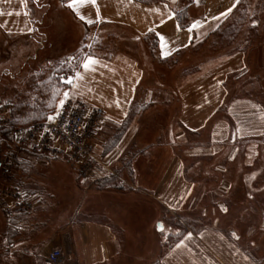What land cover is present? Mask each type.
<instances>
[{
	"label": "crops",
	"instance_id": "1",
	"mask_svg": "<svg viewBox=\"0 0 264 264\" xmlns=\"http://www.w3.org/2000/svg\"><path fill=\"white\" fill-rule=\"evenodd\" d=\"M238 1L194 0L187 10L190 21L185 28L174 14L180 0L154 3L96 0L95 4L87 0L71 7L81 10L86 18L93 16L91 3L95 17L90 18L96 19L93 25L96 29L111 24L132 33L124 51L112 57L111 62L94 59L96 62L86 70L83 67L86 57L73 90L67 92L70 96L77 93L85 97L77 86L84 71L103 78L109 86V96H104L99 105L105 119L97 140L101 163L95 175L102 178L116 171L118 168L114 164L119 162L128 175L131 171L130 179L126 181L131 192L99 190L89 203L86 197L79 214L68 222L69 213L58 219L52 216L47 219L39 213L28 216L15 210L13 214L16 215L10 218V221H16L11 249L14 251L10 253L14 256L13 264H48L46 254L54 249H63L67 253V264H151L150 249L145 256L140 255L141 249L145 248L138 242L125 247V232L119 223L126 210L118 212L115 205L122 201L154 202L171 212L173 209L187 212L189 208L199 206L203 209L195 214L203 217L209 213V219L217 221L215 209L210 211L209 207L218 206L224 221L239 223L249 217L246 222L254 223L257 215L249 214V209L254 207L257 210L258 199L236 202L235 206L243 205L246 209L233 219L226 202L216 203L208 199L205 203L204 200L207 192L225 196L229 191L242 189L236 179L251 170L261 156L259 149L264 152V100L232 101L221 109L225 100L218 82L224 76L217 80L216 61H201L208 56L200 58V51L192 50L204 44L228 19ZM194 23L199 26L193 27ZM154 36L158 43L156 58L150 53L146 41L147 37L153 39ZM259 53L255 48L243 49L241 56V61L255 64V78L259 77L257 71L262 70V66H256L262 56ZM194 58L197 62L189 67L187 64ZM177 69L181 71L179 75L174 74ZM103 71L107 73L103 74ZM242 71L246 74L249 69L243 64ZM155 107L158 110L151 113ZM131 109L134 112L132 122L118 143L106 149ZM187 136L196 139L190 143L185 138ZM242 145L246 146L245 151H241ZM226 147L231 149L224 152ZM133 149H136V157L127 159ZM238 159L240 168L234 167ZM252 185L256 191L254 182ZM260 221L263 222V217ZM143 237L140 235L139 239ZM241 239L234 228L228 231L214 226L188 230L153 264H264L262 258L251 257ZM137 247H140V253H137Z\"/></svg>",
	"mask_w": 264,
	"mask_h": 264
},
{
	"label": "rangeland",
	"instance_id": "2",
	"mask_svg": "<svg viewBox=\"0 0 264 264\" xmlns=\"http://www.w3.org/2000/svg\"><path fill=\"white\" fill-rule=\"evenodd\" d=\"M253 1L258 11V13L256 12L257 16L248 20L246 28L236 42L237 45L243 47H225L216 51L209 50L207 47L204 49L205 55L203 56L208 57L202 58V54L199 55L202 58L201 61L206 62L207 59L216 61L217 80L224 76V79L218 82L224 91L223 100H225V103L221 109L228 107L232 101L255 100L256 98L264 100V69H262V72L257 71L259 77L255 78V64H250L249 61H241L242 50L247 41L255 44V49L260 52L259 54H263L264 6L262 7V4L264 0ZM90 6L93 16L88 15L85 18L81 10L75 9L78 11V14H76L75 10L70 6L61 4L59 0H0V105L8 104L6 103L7 98L13 96L17 88L22 89L21 85L24 79L47 63L54 61L49 63L53 66L63 61L65 63L75 61L73 53L81 47L84 38L89 39V42L86 43L89 48L94 42L101 44L98 49H95L96 54L89 55L87 58L100 59L109 63L112 57L124 51V45L131 40L132 33L129 30L111 26V24H103L96 29L93 26L97 22L96 19L91 20L90 18L95 17L91 3ZM182 7L183 5L179 4L175 9H181ZM253 25H256L257 28L251 36H248L249 31L247 28ZM195 59L187 65L192 67L197 62ZM243 64L252 72L243 73ZM256 66H263L262 56L258 58ZM80 72L82 71L79 70L77 74H80ZM180 72L177 69L174 74L179 75ZM105 73L107 72L103 71V74ZM77 76L79 75L73 78L69 90H73ZM103 80V78L93 77L91 73L84 71V75L77 86L78 91L79 89L82 90V96L86 98L79 96L77 93H73L72 97L90 107L101 108L99 105L103 103L102 98L109 96L107 89L109 86H106ZM64 97L65 93L60 98L58 106ZM156 110H158V107H155L151 113ZM185 138L190 143L196 139L193 136ZM230 149V147H226L224 152ZM245 150L246 146L242 145L241 151ZM259 153L261 156L259 155L257 161L253 163L251 170L244 175L241 174L238 180L236 179V183L241 185L242 189L229 191L225 196L223 194L216 196L213 192H207V197L204 200L205 203L208 202V199L216 201V203L226 202L228 213L233 215V219L246 209L243 205L242 207L235 206L236 202L258 199L259 202L256 203L257 210L254 207L249 209L251 210L249 214L254 213V216L257 215L253 219L254 223H249L251 221L246 222L250 220L249 217L239 223H233V220L232 222L224 221L222 218L223 213L218 206L216 208L209 207L210 211L215 209L217 221L209 219V216H211L208 215L209 213L203 217L200 214H195L203 209L199 206L193 209L189 208L187 212L172 208L173 211L171 212L170 209L165 211L154 202L144 201L140 204L139 202L128 201L126 203L122 201L115 205L118 212L126 210V215H122L119 223V227H123L125 232V247H132L133 242H138L140 247L145 248L144 250L141 249L140 255L145 256H148L147 250L150 249L152 251L150 263L153 264L161 255V251H166L173 244L174 238L172 239L171 236L182 233L187 228L180 217L189 216L191 219L198 221L195 230L214 226L221 229L227 228L228 231L233 228L237 229L242 237L240 242L248 250L251 257L264 260V152L259 149ZM136 154V149L130 150L127 159H133ZM185 162H188V160L185 159ZM118 163H115L114 167H117L119 172L114 170L102 178H98L94 174L92 178L84 180L75 175L65 161L38 157L32 160L24 169L20 166L14 177L0 181V189L7 188L8 191L20 192L17 195V207L22 195L31 198L34 209L30 213L23 212L28 216L39 213V216L47 219H50L51 216L58 219L69 213L70 217L66 219V222H68L70 218L79 214L82 202L87 196L88 203L90 199L94 198V195L99 191L98 181L107 176H114L118 182L124 183L127 189L119 192L124 194L131 192V188L126 184L127 179H130V177ZM234 167H241L240 159L236 160ZM222 169H225V167L222 166ZM240 178L241 183L239 184ZM253 182L257 188L256 191L252 188V186L254 187ZM16 209L15 207L14 212ZM18 211L16 210V213ZM16 213L8 216L0 205V264L14 263V256H10V253L14 250H11L8 240L12 238L10 241L13 243L15 234L13 237L10 236V239L8 234L11 233L10 231L16 230V221L14 219L10 221V218H13ZM135 213L137 215H134ZM262 217L263 222L260 221ZM229 226L231 227L229 228ZM188 230L192 229L187 228L184 232H188ZM5 233H7L6 237H4ZM140 235L144 237L139 239ZM148 235L150 236L148 237ZM140 247H137V253H140L138 252ZM46 256L48 258L49 255L46 254Z\"/></svg>",
	"mask_w": 264,
	"mask_h": 264
},
{
	"label": "trees",
	"instance_id": "3",
	"mask_svg": "<svg viewBox=\"0 0 264 264\" xmlns=\"http://www.w3.org/2000/svg\"><path fill=\"white\" fill-rule=\"evenodd\" d=\"M61 4L67 5L69 0H59ZM143 3H154V2H161L162 0H137ZM194 0H180V4L183 5L181 9H175L174 14L177 18L181 27L185 28L187 24H189V15L187 10L190 5L193 4ZM262 1V0H261ZM258 5V4H257ZM259 6V5H258ZM264 3L262 4V7ZM255 7V9H254ZM257 9L253 0H239L236 7L234 8L231 15L228 19L215 31L213 32L199 47L192 48L193 52L200 51L202 55H204V49L208 47L209 50H218L225 47H239L242 48L243 46L237 45L236 42L239 37L242 35L244 29L247 26L248 20L257 16ZM257 21V20H256ZM256 25L249 26L247 29L249 31L248 36H251L255 31ZM147 46L149 48L150 53L152 54L153 58H156V50H157V39L147 37ZM89 42L88 38H84L82 41L81 47L76 50L73 55H75V61L72 63L68 62H61L59 64H52L47 63L38 71L31 73L28 75L23 83L22 89L17 88L14 91V95L7 98V102L11 106V125L6 128H0V131L7 132L11 128L14 127H21L30 125L36 122L45 121L54 114L57 110L58 102L60 98L64 95V93L68 92L71 87V83H68V80L73 81V78L77 75L78 71L82 66L83 60L88 57L89 55H95V49H98L101 44H96L95 42L92 43V46L89 48L86 43ZM244 46L245 49L255 48V44L247 41ZM243 48V49H244ZM264 54V48H263ZM262 54L263 58V66L264 69V55ZM174 60V59H173ZM176 63V62H174ZM262 72V70L260 71ZM259 75V74H258ZM17 87V86H16ZM19 87V86H18ZM134 118V112H129L126 120L123 122L120 127L117 128L114 136L109 140L106 149L109 147H113L115 144L118 143L124 132L127 130L130 122H132ZM38 157H43L45 159H50L48 157L38 155L29 151H24L19 159H18V168L20 166L24 169L25 166L29 165L32 160L37 159ZM129 165V164H127ZM130 171V169H129ZM129 177L131 176V171L129 173ZM15 176V175H14ZM13 176V177H14ZM9 179V178H8ZM6 179H1L3 181ZM100 191H122L127 189L123 182H118L114 176H107L102 180L98 181L97 185ZM17 189V188H16ZM18 191V190H17ZM17 195L20 192H16ZM16 210L21 211L20 207H16ZM182 223H184L187 228L195 230V225L198 221L191 219L189 216L180 217ZM186 228V229H187ZM185 229V230H186ZM183 232L171 236L174 238L173 244L177 243L183 235L186 233ZM11 233L8 234V238L10 236L13 237L16 234V230L10 231ZM7 236V233L4 234V237ZM12 239V238H11ZM10 239V240H11ZM10 242V247L12 249V242ZM171 245V246H172ZM165 251H161V254H164Z\"/></svg>",
	"mask_w": 264,
	"mask_h": 264
},
{
	"label": "built area",
	"instance_id": "4",
	"mask_svg": "<svg viewBox=\"0 0 264 264\" xmlns=\"http://www.w3.org/2000/svg\"><path fill=\"white\" fill-rule=\"evenodd\" d=\"M57 110L42 122L0 131V180L13 177L18 172V159L29 151L50 159L65 161L79 178L87 180L94 176L101 160L97 155L99 131L105 119L101 108L90 107L84 102L67 95ZM11 106L0 105V128L11 125ZM0 205L10 216L17 207V194L0 189ZM19 207L31 212L34 203L22 195ZM67 253L63 249L50 252L48 264H67Z\"/></svg>",
	"mask_w": 264,
	"mask_h": 264
},
{
	"label": "snow or ice",
	"instance_id": "5",
	"mask_svg": "<svg viewBox=\"0 0 264 264\" xmlns=\"http://www.w3.org/2000/svg\"><path fill=\"white\" fill-rule=\"evenodd\" d=\"M84 2H87V0H69V6L70 7H74L77 3H84ZM90 2L92 3V4H95L96 3V0H90ZM231 9H229V11H230ZM224 13H222V15H223ZM83 18V17H82ZM199 25H198V23H194L193 24V27H198ZM163 39V38H162ZM168 53L166 52L165 53V55H167ZM96 61L93 59V58H91V57H89V58H87L86 60H85V62H84V64H83V67L86 69V70H90V68H91V65L93 64V63H95ZM77 75H79V74H77ZM72 81L71 80H68V83H71ZM65 96H67V93H65ZM61 104H63V101H61ZM49 119H52V117H49Z\"/></svg>",
	"mask_w": 264,
	"mask_h": 264
}]
</instances>
